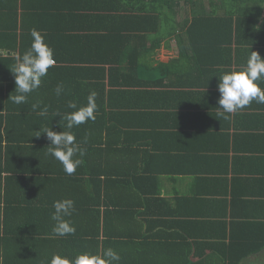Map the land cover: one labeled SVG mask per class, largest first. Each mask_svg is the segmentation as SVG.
<instances>
[{
  "label": "crops",
  "instance_id": "obj_1",
  "mask_svg": "<svg viewBox=\"0 0 264 264\" xmlns=\"http://www.w3.org/2000/svg\"><path fill=\"white\" fill-rule=\"evenodd\" d=\"M157 1L0 0V264L108 248L118 264H236L264 238V104L229 119L218 105L219 77L245 66L251 51L264 58V35L227 34L229 50L217 28L189 34L191 4L159 22ZM34 28L56 64L30 101L15 104L11 70ZM92 91L97 120L73 128L107 150L68 175L42 131L67 129L62 117L76 111L68 103L85 106ZM40 160L53 170L41 181L28 170ZM63 199L75 202L64 219L76 231L61 237L51 215ZM134 199L138 217L128 211ZM239 264H264V248Z\"/></svg>",
  "mask_w": 264,
  "mask_h": 264
},
{
  "label": "clouds",
  "instance_id": "obj_2",
  "mask_svg": "<svg viewBox=\"0 0 264 264\" xmlns=\"http://www.w3.org/2000/svg\"><path fill=\"white\" fill-rule=\"evenodd\" d=\"M30 35L33 40L29 49L22 56L15 58V67L11 70L15 77V91L18 93L11 97L15 104L26 103L28 94L40 87L42 78L56 64L54 50L46 43L42 33L34 28ZM261 81H264V58L257 51H251L245 66L241 69L226 72L219 77L220 98L218 105L223 118L229 119V114L245 108L253 101L264 104V89L260 87ZM62 92L63 85L58 84L55 94L60 96ZM96 96L97 93L92 91L87 97V104L79 108L75 102L68 103L69 108L76 109L62 117L67 121L66 128L68 130L57 132L52 128H45L42 131L50 141L48 154L63 165V170L68 175L74 174L76 169L84 163L82 157L85 155V151L80 147L76 135L71 129L89 120L95 121ZM46 112L45 108L40 115H45ZM74 205L75 202L72 199L53 202L55 211L52 213L51 219L56 222L52 229L54 235L62 237L75 234V227L69 220L64 219L72 215L75 210ZM120 260V255L112 248H108L103 251L102 255L85 252L78 254L74 259L55 254L50 264H114V262L118 264Z\"/></svg>",
  "mask_w": 264,
  "mask_h": 264
},
{
  "label": "trees",
  "instance_id": "obj_3",
  "mask_svg": "<svg viewBox=\"0 0 264 264\" xmlns=\"http://www.w3.org/2000/svg\"><path fill=\"white\" fill-rule=\"evenodd\" d=\"M206 1H208V4L206 3ZM157 2L159 4L160 11H159V15L155 17L158 18L159 22L162 21V15H166V13H168V16H170L171 13L173 12L174 16H176L178 13L177 11L179 9L180 3L185 2V4H189V5L191 4L190 9L193 11L194 17L192 18L190 22H187L188 25L190 26L189 34L191 36L195 35L203 27L205 28L202 29V31L206 29L207 30L212 29V27L217 28L219 29L218 33L222 32V36H223V39L220 40L221 45L226 44L228 46L227 49L229 50H230L229 45L231 44L232 40L229 36H227V34L236 35L234 41H237V42L240 41L239 37H241L240 34L242 33L240 32L242 29L246 31L250 30V31L261 33L262 35H264V15H263L264 14V0H218L217 3H215V0H158ZM260 5L262 6V8H259ZM175 32L178 33L177 31ZM45 78L46 77L42 78L41 83L47 80ZM15 88H16V85L14 86V88H12V91H9V93H13L12 94L13 96L18 94L15 91ZM33 95L34 94H32V92L28 94L27 101H30L29 96H33ZM3 98L4 97L0 96V101ZM22 114H23L22 115L23 118L26 117L24 112H22ZM9 117L10 116L6 115V120ZM96 120H97V117L95 121ZM89 124H92L90 120L84 124L79 125L78 126L79 131L80 130L85 131L87 126H91ZM63 130H68V129H63ZM71 131L75 133L76 139L79 142L80 147L85 151V155H84L85 157H92V155L96 156L97 154L99 155L105 152V150H107L103 147L102 141L98 142L99 139H97L96 144L93 145V143H91L90 141L86 139L85 135H80L81 133L79 134V132H77L75 128L71 129ZM48 145L50 146V143ZM49 146H48V149H49ZM84 156L82 157L84 163L81 165L83 168L87 164L86 158ZM113 163H118V162L113 161ZM28 170H30L31 173H33L35 170V172L40 175L39 177L40 181L46 177L51 176V174L53 173L52 168H50L49 165H47V163L44 162V160H40V163L38 164L37 163L35 164L32 162L31 168H29ZM80 181L82 183L83 179H80ZM101 181L99 182V185H102ZM96 188L100 189L99 186ZM90 194L95 195V192L94 193L90 192ZM1 195H3L2 191H0V201L2 200ZM105 200H106L105 202H108V200H111V201H114L115 203L120 202L122 204V202L119 199L106 198ZM137 202L138 201L134 199L133 203L131 202L128 204L129 213L130 211L131 212L133 211L131 215L135 217H138L142 214L140 210L134 211L135 209H138V206H136ZM103 203H104V200L96 201L95 215L100 211L99 207H97V204L101 205ZM99 222L101 223V221L97 219V224H99ZM44 232H46V230H44ZM263 248H264V238L258 244L255 245L254 243L253 246L251 245L249 248V251L246 252L244 255H242L243 257H237L236 264H239L240 260H243L249 254L260 252L261 250H263ZM0 263H1V260H0Z\"/></svg>",
  "mask_w": 264,
  "mask_h": 264
},
{
  "label": "rangeland",
  "instance_id": "obj_4",
  "mask_svg": "<svg viewBox=\"0 0 264 264\" xmlns=\"http://www.w3.org/2000/svg\"><path fill=\"white\" fill-rule=\"evenodd\" d=\"M217 2H218V0H215V3H217ZM182 3H184V4H183V6H184L183 9H186V8L188 9V6L185 4V2H182ZM206 3L208 4V1H206ZM206 3H205V4H206ZM259 8H262V6L260 5ZM189 10H191V9H189ZM181 15H182L183 17L186 15L185 10H184V12L181 13Z\"/></svg>",
  "mask_w": 264,
  "mask_h": 264
}]
</instances>
